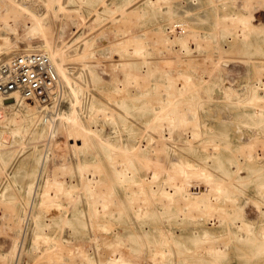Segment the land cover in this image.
Instances as JSON below:
<instances>
[{
    "label": "bare ground",
    "instance_id": "bare-ground-1",
    "mask_svg": "<svg viewBox=\"0 0 264 264\" xmlns=\"http://www.w3.org/2000/svg\"><path fill=\"white\" fill-rule=\"evenodd\" d=\"M69 1L0 0V30L5 31L0 32V60L14 49L8 35L11 23L23 18L20 22L30 36L40 38L34 48L26 45L23 51H41L49 55L62 86L66 91L68 88L66 95L70 91L73 103L79 104L82 88L90 87L91 83L83 85L75 79L68 72L66 62L77 60L81 70H86L91 80L97 81V74L88 64L92 42L82 38V45L74 50L73 43L48 38L52 29L46 18L56 11L79 16L83 6L99 16L105 0H74L76 5L71 9L66 5ZM135 1L139 2L137 13L141 16L149 8L159 10L161 4H165L171 22L157 31L158 43L165 50V47L177 45L184 58L180 51L179 56L174 55L189 63L201 56L208 68L203 67V74L200 72V79H197L192 73L173 71L172 58L160 57L162 65H159L151 50L157 43L152 39L156 33L150 34L147 26L137 34L124 28L122 32L126 33L122 36L123 43H117L119 54L116 53L115 59L123 77L113 86L115 94L110 93L111 102L99 101L91 94V88L86 89L91 97L84 118L74 105L69 112L61 108L50 114L38 103L36 106L23 98L18 91L7 98L0 95V102L10 101L9 105L14 108L4 119L12 124L7 128L9 132H21V127L28 125L33 127V137L47 140L44 151L34 158L36 165L25 185L28 198L23 207L15 208L11 203L5 212L11 219L9 227L15 238L10 253L3 258L10 255L18 264L27 227H30L35 256L48 264H93L95 259L83 247L86 240H94L96 246L102 243L101 264H218L220 258L228 255L229 242H234L238 261L254 257L256 263L264 264V223L255 227L242 202L238 201L245 194L244 185L252 180L251 175L241 176L240 170L246 162L264 161V25L254 23L251 13L236 11L233 0H210V9L204 13H198V9L192 12L193 6L199 9L204 6L202 0H188L182 20L175 19L178 11L171 0H126L118 8V16H127L128 7ZM105 8L103 6V10ZM248 9L250 6L245 10ZM203 18L211 20V25H196ZM148 33L154 41L148 38ZM229 56L242 60L247 66L246 82L212 83L208 77L210 70L216 69L220 61ZM239 72L242 73L240 69ZM80 73L77 75L81 77ZM216 88L234 109L232 122L220 121L212 125L204 112L205 103L216 98ZM94 118L109 124L114 134L109 132L107 138H100L99 127L89 123ZM39 123L48 128L37 129ZM3 131L0 129V134ZM189 132L191 137L187 135ZM52 139L54 144L50 143ZM179 141L182 149L196 152L202 165L192 166L172 155V147ZM95 145L101 148L104 162L99 158L79 156V149H91ZM50 146L63 157L61 163L52 167L47 163ZM222 148L230 150L229 167L220 159ZM212 166L220 168L222 174L210 170ZM191 186L197 190L191 191ZM257 189L264 195V179L259 181ZM8 195L6 190L1 193L2 198ZM253 203L260 206L264 202L253 200ZM210 217L216 218L223 233L216 244L205 246L211 255L209 261L188 262L180 238L182 229H176L175 225H182L185 219L200 222ZM44 226L51 229V235L43 233ZM93 230L95 236L99 233L97 236L102 238H95ZM200 239H210V236L204 233ZM242 245L249 248L248 252L242 250Z\"/></svg>",
    "mask_w": 264,
    "mask_h": 264
},
{
    "label": "rangeland",
    "instance_id": "rangeland-1",
    "mask_svg": "<svg viewBox=\"0 0 264 264\" xmlns=\"http://www.w3.org/2000/svg\"><path fill=\"white\" fill-rule=\"evenodd\" d=\"M60 1H63V0H60ZM171 1L175 4V7L177 8V11H178V14L175 16V19L176 20L184 19L183 8L184 6L188 4V0H171ZM125 2L126 0H105L104 2L105 4L101 6V9H99V13H100L99 16H97L95 12H92V11L90 12L87 6H83L80 9L82 14L79 16L69 15L68 13H62V12L57 13V11L56 13L50 12L48 14L46 18V22L50 25L52 29V32H50L51 33L50 36L47 35L48 38H52L53 40H56V41L60 40L66 43H71V44L73 43L72 48L74 50L78 49L80 45H82L81 44L82 38H86L92 42V46H91L92 54L90 57H88L89 60L88 59L87 60H88L89 67H92L95 71V74H97L98 76L97 81H92L91 76L88 75L87 71L81 70L80 62L74 59L73 60L69 59L66 62V67H67L68 72H70L75 77V79H79V81L83 85L84 83H87V85H90L91 83V85L90 87L82 88V91L79 94L81 98V101L79 104L73 103L74 99L70 91L68 95H66L68 88L66 91V87H65V101L62 106L63 111L65 110L69 112L71 110V107H73L74 105L75 108L80 112V115L82 116V118H84L86 114L87 102H88V99L91 97L90 96L91 94H94L95 97L99 101L103 102V101L109 100V102H111L110 101L111 100L110 98L112 97L111 95L115 94L113 93V86L116 82H120L119 80H121V78L123 77L122 71L118 67H116L115 59L117 58L116 53L119 54L118 49L116 48L118 47L117 43L118 42L123 43L122 36H124L126 33L123 31L124 32L123 34L122 32V29L124 28H125L124 29L125 31L128 29V32L130 30L131 32L133 31L132 33L137 34V33L142 32V30L144 29L143 27L147 26L148 32L150 31L149 32L150 34L154 35L156 33L155 34L156 36L154 35L155 37L152 35L153 38L151 37L149 33L147 36L148 38L151 37L152 39L157 41V43L155 44V48L156 47L159 48V49L157 48L158 50L156 49L158 52L155 50L153 45H151L153 46L151 47V50H152V56L154 57V60L156 62L158 61L157 63L159 65H162L161 64L162 61L160 57L162 58L169 57V59L172 58L173 63L171 65L173 67V71L189 72V73H192L194 76H196L195 78L197 79H200V74L203 72L202 68L203 67L208 68V65L202 62L203 58L201 56L196 57L197 59L195 61L197 62L198 65H196V62L194 63L191 62L192 63L191 64L189 63L190 61L182 60L184 58V54L180 50V48L178 49L177 45L176 47H172V48L165 47L166 50L167 49L171 50V51L168 50V53H167V51L163 48V46L160 45V43H158V40L160 39V37L157 31L159 30L160 27L162 28L168 27L171 22V20L167 18V11H166L165 4L162 3L161 6L159 7V10H157V7L149 8L146 11V13H144V15L141 16L140 14L137 13L139 2L135 1L131 3V5L128 7L129 8L128 10L129 13L127 15L128 17L127 16L120 17L118 16V12H119L118 8H120L121 5ZM201 2L204 3V6L200 7L201 9H199V7L197 8L196 6H193L192 12L193 11L196 12V10L198 9L197 10L198 13H204L207 9L208 10L210 9V6H209L211 2L210 0H202ZM233 2H235L234 4L235 6L233 5L234 8L237 6V8H235L236 11L238 12L246 11L247 13L249 12L252 14L254 23L256 24L262 23L261 25H264V2L260 3V0H254V3L256 6L253 4V0L252 1L251 0L249 1L248 0H244V1L243 0H237V1L233 0ZM242 2L245 5H243ZM239 3L240 4L242 3V4L239 5ZM237 4L240 6V8H238L239 6ZM248 4L250 6V9L245 10L249 7ZM66 5L71 9L76 5V2L74 0H70L69 2H66ZM103 6H105L106 7L105 9L107 10L105 9L103 10ZM249 10H252V11H249ZM20 20H23V18H19L16 23L12 22L10 25L11 30L8 31V35L10 39L12 40L14 49L12 50L10 54H8V56L5 59L0 60V62L6 60L9 56L15 53L22 52L23 48H25L26 45L34 48L40 41L39 36H36V37L30 36L29 32L24 28V26H22L23 23L22 21L20 22ZM136 20H138V22H136ZM196 25L200 27L201 26L208 27L211 25V20L203 18V20L201 22H198ZM200 30L203 31L204 29L200 28ZM0 32L4 33L5 31L1 29ZM151 38L150 40H152ZM158 45H160V47ZM72 48H68V50L72 52L73 51ZM132 51L133 53H136L135 52L136 50H132ZM176 53L178 56L183 55L182 59H179V58L177 59ZM158 55L160 56L157 57ZM174 58L176 59V61L174 60ZM237 61H241V62H237ZM242 62H243L242 60L234 59L230 56L225 57L220 61L221 66L218 64V67H216V69L212 68V71L210 70L211 74H209L208 77L212 80V83H214V81H222V80L228 81L229 80L230 82L234 81V84L236 83L244 84L247 80V75L249 74V72L247 73V70L245 69L247 68V66L244 64V62L243 63ZM175 65L177 67V70H174L176 69ZM239 69L242 71V73L239 72ZM79 71H81L80 73L81 77L77 75L79 74ZM116 74L118 76H116ZM244 75L246 76V78ZM115 77H118V78L115 79ZM89 78L91 81L89 80ZM205 83L207 84L208 81H205ZM89 88H91V91H92L91 94H89L88 92L86 93V89L88 90ZM130 89H132V87H130ZM221 97H222L221 90L219 88H216V98L205 103L204 112L206 116H209L207 118L210 119L212 125H218L220 121L229 122L231 120L232 122L233 117H234V109L227 104V102L223 99V97L222 98ZM10 103H11L10 101H7V103L2 101L0 102V107L5 106L7 108V113H13L14 108L12 107V105H9ZM36 103L37 102H34V104L37 106ZM21 122L24 123V121H21ZM89 123H91V125L93 126L99 127L98 134L100 138H107V136H109L108 135L109 132L114 134V132H112L113 129L111 128L110 130V125L105 124L103 121H101L98 118H94ZM230 125L232 126V123ZM10 127H12V124L8 123V121L4 120L0 122V129L4 130L2 134H0V163H1L0 164V199L4 200L3 202L0 201V264H6V263L16 264L17 263L15 261L16 258L10 255L7 256L6 259L3 258V255H8L10 253L11 247L14 241L13 238H15V233L9 227L11 226L9 224L11 222V219L10 217L8 218V216L5 215V212L8 210V205L11 203H14L15 208L21 209L23 207L25 201L28 198V194L27 192H25L26 191L25 185L27 181L30 179V173L32 172L33 168L36 165L34 158L37 154H40L44 151L43 147H44L45 142L47 141L46 139H44V137H38V138L33 137L32 135L33 127L32 126H28V125L22 126L20 130L21 132H17V131L9 132L7 128H10ZM36 127L39 130L48 128L42 123L37 124ZM233 130H232V133L234 135ZM187 135L191 137L192 133L189 132L187 133ZM57 137H53L54 140H57ZM126 138L131 140L132 136H127ZM61 139L62 137L59 140ZM54 140L53 139L50 140V143L54 144L55 142ZM68 141L73 142V140L71 139H68ZM80 142L81 141H78V143ZM51 146H50V149H48L49 151L48 155L50 154L48 157L49 161L47 160V163L49 162L48 167H52V165L59 164L63 161L62 155H60L59 153L57 154L58 151L54 149L55 147L51 148ZM181 147H182V142L179 141L174 147H172V150H171L172 155L176 156L178 159L182 161L188 162L192 166L202 165L201 161L196 158V152L188 150V149L187 150L182 149ZM58 150L61 153L63 152V149L61 148ZM68 154H70V152H68L67 155ZM78 154L79 156H81V158L82 157L85 159H98L99 158L102 162H104V157H102L103 156L102 150L98 145H95V147L91 149H87V148L84 150L79 149ZM229 154H230V150L228 148L221 149L220 159L221 161H223V163L226 164V167H229L228 161H227ZM50 157L53 159H51ZM68 159L74 161V158L72 157H69ZM210 170H212L216 174L217 173L222 174L221 169L215 166H212ZM239 174L245 177L247 175L252 176V180L244 185L243 190L245 194L243 195V197L241 195L238 201L242 202L241 204L244 206V210L246 209L245 210L247 212L246 215L247 217L250 218L249 220L254 224L255 227H259L260 225H262V223H264V213H263L264 203H261L260 206H256L254 205L253 200L255 201L259 200V201L264 202L263 193L259 192L257 189L259 181L264 179V161L263 162H246L243 168L240 170ZM194 187L195 186H191L190 190L195 192L197 189H195ZM5 190L9 195L2 198L1 193L4 192ZM210 218L211 219L202 218L200 222H194L192 220L185 219V223H183L182 225L180 224L175 225L176 229L178 230L182 229V235L180 236V238L183 244L182 246L186 251V255L188 256V262H199V261L207 262L209 261L211 255L206 252L205 246L207 244H216L217 240L221 237L223 233V227L217 223L216 218L215 219L213 217H210ZM7 219L8 220L10 219V221H7ZM27 228L28 229H27V235L25 237V242H24V250L22 251L19 257L18 264H33V263L48 264V262H46L44 259L43 260L40 259L41 260L40 261L35 256V253H36L35 249L32 248V245L33 244L35 245L34 243L35 241L33 242V239L31 238L30 227H27ZM93 232H94L95 238L97 237L98 240L102 238V236H99V237L97 236V235H100L98 232L96 236H95L96 232L94 230ZM43 233H47L51 235V229L47 226H44ZM178 233H180V231ZM204 233H207L210 236V239H200L204 236ZM40 241L41 240L38 241V244L39 246L42 247L43 243L42 241L41 242ZM89 241L91 240H86L83 243V247L85 246L86 250H89L90 256L93 259H95L93 264H101V261L103 259V253H104L103 252L104 248L102 246V243L99 242L100 246L99 245L96 246V243L94 240L91 242ZM86 245L88 246L86 247ZM229 245L230 246L228 248V255L220 258V262L218 264H260V263L255 262L254 257L250 258L247 261L243 259L238 261L235 255L237 251L234 248V242H229ZM241 247L243 251L248 252L249 248L246 245H242ZM100 257L102 258L101 260L99 259ZM4 260H6V262Z\"/></svg>",
    "mask_w": 264,
    "mask_h": 264
},
{
    "label": "built area",
    "instance_id": "built-area-1",
    "mask_svg": "<svg viewBox=\"0 0 264 264\" xmlns=\"http://www.w3.org/2000/svg\"><path fill=\"white\" fill-rule=\"evenodd\" d=\"M13 91L37 102L50 114L61 109L65 101V88L53 62L41 51L15 53L0 62V95L7 98ZM6 114L7 108L0 107V121L6 118Z\"/></svg>",
    "mask_w": 264,
    "mask_h": 264
}]
</instances>
